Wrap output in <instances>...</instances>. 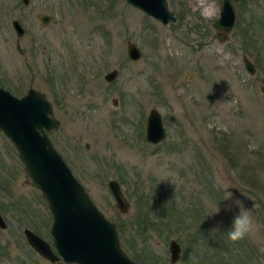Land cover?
<instances>
[{
	"label": "rangeland",
	"instance_id": "rangeland-1",
	"mask_svg": "<svg viewBox=\"0 0 264 264\" xmlns=\"http://www.w3.org/2000/svg\"><path fill=\"white\" fill-rule=\"evenodd\" d=\"M167 1L174 23L125 0H0V84L17 96L28 88L46 95L60 121L50 140L137 264H172V239L181 244L174 264H217L226 244L231 264H264V0H235L224 42L212 27L217 0ZM42 13L56 22L42 26ZM14 20L25 31L20 38ZM129 41L142 51L137 61L127 56ZM113 68L119 74L108 83ZM20 78L25 84L10 83ZM151 109L166 130L158 144L145 140ZM5 167L16 174L7 191L0 187L8 225L0 227V264H64L40 256L23 234L35 228L50 242L51 213L0 133L2 174ZM110 179L130 203L125 214ZM225 185L256 224L237 242L227 236L238 208L223 200Z\"/></svg>",
	"mask_w": 264,
	"mask_h": 264
},
{
	"label": "water",
	"instance_id": "water-1",
	"mask_svg": "<svg viewBox=\"0 0 264 264\" xmlns=\"http://www.w3.org/2000/svg\"><path fill=\"white\" fill-rule=\"evenodd\" d=\"M125 1L163 24L177 21L167 0ZM23 2L28 4L29 0ZM221 7L215 27L229 32L234 25L235 10L229 0H221ZM38 18L42 26L56 22L54 16L45 13L39 14ZM12 26L20 38L25 32L21 23L14 20ZM16 48L22 52L19 42ZM127 56L137 61L142 57V51L137 44L129 41ZM243 65L247 73L255 74V65L247 56L243 57ZM117 76L118 70L112 69L104 78L110 83ZM116 104L114 99L113 105ZM59 125L53 105L44 93L30 88L23 96L17 97L0 87V130L15 147L26 176L31 185L40 191L52 215L49 229L51 241L26 230L29 244L51 262L60 257L67 264H137L123 249L116 224L97 207L50 140L48 132ZM165 137L162 116L156 109H151L146 119L145 139L157 144ZM108 188L114 197L115 207L122 214L127 213L130 203L119 182L110 179ZM0 227H5L1 215ZM168 251L171 263H176L181 254V244L170 240Z\"/></svg>",
	"mask_w": 264,
	"mask_h": 264
},
{
	"label": "clouds",
	"instance_id": "clouds-1",
	"mask_svg": "<svg viewBox=\"0 0 264 264\" xmlns=\"http://www.w3.org/2000/svg\"><path fill=\"white\" fill-rule=\"evenodd\" d=\"M230 187L225 185L224 197L225 201H232V205L238 208L237 213L232 217L231 227L226 230L228 239L232 242H237L244 239L256 228V224L253 218L252 210L246 207L243 201L234 198V194L229 190ZM231 206L225 208V211H231ZM220 207H216L210 215H218L220 213ZM222 223V222H220ZM213 231L219 232V226L213 229Z\"/></svg>",
	"mask_w": 264,
	"mask_h": 264
},
{
	"label": "flooded vegetation",
	"instance_id": "flooded-vegetation-1",
	"mask_svg": "<svg viewBox=\"0 0 264 264\" xmlns=\"http://www.w3.org/2000/svg\"><path fill=\"white\" fill-rule=\"evenodd\" d=\"M218 1V5H219V15H218V17H217V19H216V21L213 23V25H212V27H213V29H215V31H216V33H215V35H216V37H217V39L220 41V42H224V41H226V39H227V36H228V34H229V32H225L224 30H222V29H219V28H216L215 27V24H216V22H217V20L219 19V16H220V14H221V0H217ZM230 2H231V4L233 5V7H234V10H235V17H236V9H235V5H234V2H236L235 0H229ZM234 23H235V21H234ZM204 30H206V29H204ZM204 38V37H203ZM221 38H223V39H225L224 41H221L220 39ZM21 53L20 54H22V56H23V61H26V62H28V59H27V56H26V58L24 57V52L26 51L24 48H21ZM244 57V56H243ZM242 61H243V58H242ZM253 63V62H252ZM254 64V63H253ZM256 68V67H255ZM113 69H117V68H113ZM118 70V69H117ZM111 71V70H110ZM109 72V71H108ZM118 74H119V70H118ZM249 74V73H248ZM250 75V74H249ZM104 77H105V75H104ZM118 77V76H117ZM21 79V81L20 82H18L17 80H11V82L10 83H16L17 85L18 84H25V82H26V78H20ZM105 79V78H104ZM117 79V78H116ZM115 79V80H116ZM114 80V81H115ZM111 83V82H110ZM0 87H2L4 90H7V91H9L11 94H13L10 90H9V88H8V86L7 85H2V84H0ZM30 88H28L27 90H26V92L29 90ZM25 92V93H26ZM24 93V94H25ZM24 94H22V95H20V96H17V95H15V96H17V97H21V96H23ZM14 95V94H13ZM117 100L116 98H113L112 99V103H113V100ZM117 102H118V100H117ZM146 128V127H145ZM0 133H1V135L4 137V138H6V140L8 141V142H10V144H12L11 143V141L9 140V138H7V136L6 135H4V133L0 130ZM146 140V139H145ZM150 143V142H149ZM160 143V142H159ZM150 144H153V143H150ZM158 144V143H157ZM86 146V145H85ZM12 148L16 151V149H15V147L13 146V144H12ZM16 155H17V151H16ZM17 157H18V155H17ZM18 159H19V157H18ZM20 162L22 163V161L20 160ZM22 167H23V164H22ZM5 169L7 170H5L4 171V173L5 174H2L1 172H0V180H1V184H0V187L3 189V190H5V191H7L6 189H8L9 187H11L12 185V182L14 181V179L15 178H13V174L15 175L16 173L15 172H12V170H9V168H7V167H5ZM23 170H24V168H23ZM1 171V170H0ZM19 172V171H18ZM28 177V176H27ZM28 179H29V177H28ZM30 181V180H29ZM9 186H8V185ZM34 187V186H33ZM38 190V189H37ZM40 192V191H39ZM41 194V193H40ZM42 196V195H41ZM43 198V197H42ZM43 200H44V198H43ZM45 201V200H44ZM46 203V202H45ZM49 209V208H48ZM51 213V212H50ZM0 215H1V218H2V220H3V222L4 223H6L5 224V226L7 225V218H4L3 217V215L1 214V212H0ZM51 221H52V215H51ZM8 226V225H7ZM26 230H28V231H30V232H32L33 234H35V235H37L38 237H40V238H42V239H44L43 237H41L40 236V234H38V230L37 229H31V228H28V227H25V229H24V231H23V234H24V236H25V238H26V240H27V236H26V234H25V231ZM45 240V239H44ZM27 242H28V240H27ZM28 244H29V242H28ZM30 245V244H29ZM30 247L35 251V249L30 245ZM54 251H55V249H53ZM57 255H58V253H57ZM51 262V261H50ZM60 262H62V263H64V264H67V263H65V262H63V260L59 257V259L56 261V262H53V263H60Z\"/></svg>",
	"mask_w": 264,
	"mask_h": 264
},
{
	"label": "trees",
	"instance_id": "trees-1",
	"mask_svg": "<svg viewBox=\"0 0 264 264\" xmlns=\"http://www.w3.org/2000/svg\"><path fill=\"white\" fill-rule=\"evenodd\" d=\"M198 233H200V232L198 231ZM223 251L220 250V251L216 252V253H218L217 255H215L216 259H217V264H231L232 263L231 261L233 260V257H232L233 249H231V245L229 244V246H228L226 244V246H224ZM222 252L225 255H223Z\"/></svg>",
	"mask_w": 264,
	"mask_h": 264
}]
</instances>
